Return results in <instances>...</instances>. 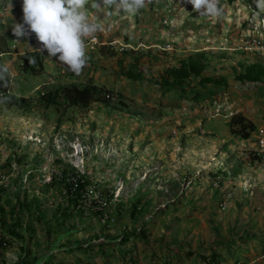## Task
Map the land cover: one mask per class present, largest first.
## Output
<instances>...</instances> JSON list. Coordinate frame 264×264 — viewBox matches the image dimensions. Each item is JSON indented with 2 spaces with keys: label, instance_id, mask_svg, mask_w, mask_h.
Masks as SVG:
<instances>
[{
  "label": "rangeland",
  "instance_id": "374dc122",
  "mask_svg": "<svg viewBox=\"0 0 264 264\" xmlns=\"http://www.w3.org/2000/svg\"><path fill=\"white\" fill-rule=\"evenodd\" d=\"M13 1L17 9L22 8L23 0ZM177 1L167 6L164 0H151L139 19L138 14L89 8L92 19L105 22L103 30L115 25L116 32L121 29L125 38H133L128 43L136 48L121 51L134 56L120 60L116 50L121 47L101 46L99 60L89 62L91 70L107 69L104 79L98 73L85 75L87 66L80 75L65 66L58 71L55 58L45 60L41 74H30L19 55L28 50L22 42L14 50L17 55L13 51L0 57V63L7 62L10 69L9 99H0V163L9 176L0 184V189H6L1 202L8 211L16 206L15 194L32 203V210L21 214L26 230L21 240L28 245L31 260L49 255L58 239L53 264H71L73 255L79 259L83 254L58 252L66 249L62 247L145 232L148 237L137 239V250H215V245H223L219 264H234L233 253L227 251L238 247L236 238L251 236L248 247L236 250H242L243 259L251 258V264H264V257L256 253L264 248V162L255 155L256 139L264 133V84L250 88L229 72L214 69L250 58L238 47L245 35L264 37L260 21L264 13L257 15L253 0H221L222 18L200 16ZM18 16L14 11L0 23V54L11 50L12 37L4 27L8 21H18ZM164 17L177 23L178 31L166 32L168 26H161ZM160 38L176 42L175 50L188 51H161ZM141 42L145 46H139ZM193 52H205L213 59L212 69L203 76L224 72L230 79L220 86L202 85L194 77L165 82L163 74L174 57ZM131 72L139 76L131 78ZM101 83L115 94L107 103L95 102L88 109L70 106L61 97L59 104L48 106L36 96L72 84ZM213 91L216 97L211 99ZM241 92L250 93L263 106L257 108L252 98L247 101L256 108L241 102L244 97L240 102L232 100ZM231 113H241L255 123L249 139L231 133ZM9 162L17 164V171H11ZM28 172L30 178L24 182L22 176ZM75 172L89 182L79 206L70 201L65 186ZM137 201L139 210L133 214ZM12 244L11 249L0 250L4 264L20 261L21 245L16 240Z\"/></svg>",
  "mask_w": 264,
  "mask_h": 264
},
{
  "label": "clouds",
  "instance_id": "9594fccd",
  "mask_svg": "<svg viewBox=\"0 0 264 264\" xmlns=\"http://www.w3.org/2000/svg\"><path fill=\"white\" fill-rule=\"evenodd\" d=\"M170 1L171 0H164V2L167 3V6H169L168 4ZM19 2H21V0ZM253 2L256 5L257 15H259L260 13H264V0H253ZM149 3H151V0H23L22 8L17 9L16 1L0 0V8H1L0 23L6 22L7 18L14 11H17L19 14V16L17 17L18 21L16 19H15L16 21L12 23L8 21L6 23L7 26L4 27V29L7 31L8 34H9L8 28L12 27V32L15 37L11 39L12 47L9 48L11 50L5 51L6 53L2 52L0 54V57L4 55L12 54V52L15 49H17L16 47L19 45V43L22 42V44H24L28 50L21 52L19 55L24 56L27 52L38 53L44 62L47 59L55 58L57 65H59L57 69L58 71L63 70V66H65L67 70L71 71L75 75H80L83 69L88 65L91 59L88 53L97 54L98 51L103 53V47H101L103 45H111L112 46L111 49H116L121 47L116 50L117 56L118 58L121 57L120 60L126 59L127 54H132V53H126L128 52V49L132 48L136 50L134 44L128 43V41L133 38L130 37L129 39L125 38L121 33V31L123 30H120L119 33L117 34V37H119L121 40L112 39L110 41H107L109 37H114L110 35V33L114 32L116 26L115 25L113 26V24H109L108 27H105L108 30L106 32V30H103L104 26L102 24L105 22L101 23L98 22L97 20L92 19L88 14L89 8L91 7L97 9H109L112 11H116L117 14H121L122 12L128 16H135L137 14H138L137 16H139V14L141 16L142 15L141 10L145 9ZM176 3L182 4L184 6L193 7V11L200 16H211L215 18H222L225 14V9L221 4V0H178ZM137 16L136 18H138ZM260 21L264 26V21L262 18ZM162 25L168 26L166 32L178 31L177 23L173 22L172 19L168 20L166 19V17H164L161 26ZM33 35H34L33 41L35 42L34 46L32 45L30 46L28 43L22 41L24 39H31ZM102 36L105 37L104 38L105 43H102V40L100 39ZM140 38L141 37H137L135 39L139 40ZM124 40L127 41L125 42V45L122 43ZM160 40L162 42L160 45H158V48L161 51H165V52L177 51V53H183L181 51L184 50H175L174 45L177 44L176 42L163 40L162 38H160ZM242 40L243 41H241L238 50H242L243 52H245V54L248 53V56L252 59L253 58L256 59L255 56H258L257 54H259L260 59L256 60V62H254L253 59V61H251L252 63L248 62L247 61L248 59L237 60V62L234 64L235 66L233 65L231 67H225V68L221 66V68H214V69H222L221 71H227L230 73V68L236 67L237 70L241 69V67L237 66L239 62H242L244 64H254L257 62L262 63L264 61V37L262 36V34L258 37L253 35L250 36L245 35ZM139 46H145V45L143 42H141ZM249 46L250 48L248 49ZM233 50L237 51V49H233ZM121 51H126V52H121ZM14 52H15L14 54L16 55L18 54L17 51ZM195 53L196 52H193L191 54H195ZM191 54H184L183 56H179V55L175 56L173 62L167 65L166 72L171 69L173 70L178 68L177 61ZM207 58L209 59L208 62H211L213 60L210 59L208 55ZM225 58L227 57L224 54V57H222L221 60H224ZM27 59L30 65H35L37 63V58L35 55L27 56ZM208 69H212V68L209 67ZM9 71L10 69L8 67L7 62L0 63V88L6 89L9 87L10 85ZM166 72H164V74ZM131 73H134L136 75L139 72L138 73L131 72ZM221 73L224 72H220L218 76H225L224 74ZM164 74H163V78L165 79L167 76ZM230 74L234 76L233 73ZM208 77H214V76H208ZM225 77H226V81L227 79H230V76H228V74ZM235 80L238 82H242L237 79ZM243 83L247 84V83H264V82L246 81ZM101 86H105L106 88H108L106 85H101ZM214 86H220V85H214ZM0 99L6 102L9 98L3 96L0 97ZM231 114L233 115V113ZM259 136L260 135H258L255 143L256 145L255 155L261 161H263L261 156L257 154V140ZM228 200H230V198H227L225 200L227 205L229 202ZM225 202H223V205Z\"/></svg>",
  "mask_w": 264,
  "mask_h": 264
},
{
  "label": "trees",
  "instance_id": "16d2710c",
  "mask_svg": "<svg viewBox=\"0 0 264 264\" xmlns=\"http://www.w3.org/2000/svg\"><path fill=\"white\" fill-rule=\"evenodd\" d=\"M231 3H233L236 0H229ZM138 18L140 17L137 16ZM264 21V19H263ZM9 35L12 37V39L15 37L12 32V27L8 28ZM32 36L31 39H24L23 42L28 43L29 45L34 46L35 42L33 41ZM35 55L37 58V63L35 65H30L27 56ZM207 54L205 52H196L195 54L187 55L181 60L177 61L178 68L171 69L167 71L164 75L167 77L164 79L165 82H167L169 79H173V81H179L183 82L188 79L198 78L200 83L202 85L207 84H214V85H222L226 82L225 76H218V77H208V76H202V73L206 71L210 64L208 62ZM23 69L26 72H29L30 74L38 75L41 74L42 71H44V61L41 59L40 55L38 53H32L27 52L23 56ZM238 67H241L240 70H237L236 67L230 68V73H233L235 76V79L242 81V82H264V61L262 63H254V64H244L242 62H239L237 64ZM139 76L138 74L130 73L131 78H137ZM7 88H0V97L6 96L7 94ZM56 92V94H54ZM55 92H48L44 93L42 96H38V99L42 100L43 102H46L48 106L57 105L59 104L58 98L61 97L65 102L68 103L70 106L79 107L81 109H88L91 104L97 102V103H107L109 98H112L115 92L113 90H110L106 88L105 86H95V85H87L84 87H80L76 84L64 86ZM119 93V92H116ZM59 95V96H58ZM107 97V98H106ZM16 100L15 97H12ZM23 101H25V98H20ZM14 101L13 99H11ZM1 101H3L1 99ZM12 105H15L14 102H12ZM229 128L232 134L239 138L243 139H249L251 137V134L256 130V125L253 121L246 118L241 113H233V115L230 116L229 119ZM8 164H11L9 162ZM64 178V177H63ZM20 183V182H19ZM53 183V182H52ZM89 185L88 180L84 176H78V172L73 173V178L67 183H65L66 186V193L69 196L70 201L75 205L79 206V203L83 201V195L87 192V186ZM19 191H22V184L20 183V187L18 188ZM25 190V189H24ZM6 189H0V238L2 243H7L10 245H13V241H18L21 245L22 255L20 256V261L18 264H53L54 259H56V256L52 253H55V246L57 244L59 245L60 241H56L54 246H52V250L49 252V255H46L40 259H30V250L27 244H24L22 242V236L25 229L23 230V217L21 214H25L26 211H31V205L32 203H29V200L24 198L21 199V194H15L16 196V206H11V202H7L8 205L11 206V209L8 211L5 206L2 205V202L4 199L2 198V193H5ZM27 190H25L23 193H26ZM27 194V193H26ZM140 202H134L133 206V214L138 209V205ZM9 206V207H10ZM7 212H9V217H7ZM77 212L82 213V211L78 210ZM37 214V213H36ZM38 220H42L41 216L38 215ZM135 221V220H133ZM24 232H23V231ZM33 230L32 225H30V231ZM148 235L143 232L139 235L135 233L131 234H123L120 237L116 238H104L96 242V244L87 243L83 244L81 242L76 241L73 246L70 247H62L66 248L63 249L64 251H58V252H65V254H69V256H72L75 250H78L80 253L83 254V258L76 259L73 255L74 262L71 264H110L113 262V264H139L138 259L135 256V252L137 250V239H145ZM255 237V236H253ZM251 238V236H240L236 238L239 242L238 247L244 246L248 247V240ZM247 245V246H246ZM215 250H224L225 247L223 245H215ZM228 246V245H227ZM3 246L0 247V249ZM231 247H235V244H233ZM231 250L227 251V254L230 255L233 253L232 259L234 261V264H247L246 260L244 261L242 259V254L239 253V251L242 250ZM58 250V249H56ZM157 250V249H154ZM168 250V249H167ZM180 250H183V247H180ZM190 250V249H187ZM210 250H213L211 248ZM195 253L194 251H187L184 255L189 260L195 259ZM55 256V257H54ZM163 256L161 255H153V259L160 260L158 257ZM160 257V258H161ZM100 259L101 262L99 263L95 259ZM231 259V260H232ZM200 262L201 264L207 263V264H219L222 263L220 254H217L216 251L213 254H207L205 252L198 253L197 255V263ZM0 264H4L3 260L0 258ZM155 264H157L155 262Z\"/></svg>",
  "mask_w": 264,
  "mask_h": 264
},
{
  "label": "crops",
  "instance_id": "0c3cea01",
  "mask_svg": "<svg viewBox=\"0 0 264 264\" xmlns=\"http://www.w3.org/2000/svg\"><path fill=\"white\" fill-rule=\"evenodd\" d=\"M120 30L121 29H118V31L116 32V29H115L114 32L110 33V35L114 36L115 33L117 35ZM112 39L121 40L119 37H117V38L116 37H112ZM181 52L185 53V52H187V50H184V51H181ZM88 54L91 57L90 60H94V59L96 61L99 60L96 53L95 54L94 53L93 54L88 53ZM124 55H126V54H124ZM133 56H134L133 54H127V57H129V58H131ZM253 59H254V62H256V59L255 58H253ZM253 59L252 58H248L247 61L250 62ZM92 66H93V64H91V62H89L87 67H86V70H85V72H86L85 75H90L92 73H98L99 74L98 78L99 79H104L103 78L104 75L107 74V72H108L107 69H105V68H97L96 70L95 69L91 70V69H93ZM95 67H97V66H95ZM101 84L106 85L104 83H101ZM258 84L259 83H247L246 86H249V87L251 86L250 88H252V87H257ZM261 84H264V83H261ZM93 85H96V84H93ZM106 86L108 87V85H106ZM39 88H40V86L36 87V89H39ZM220 89H223V88H220ZM255 91H257L256 88H255ZM215 93H216V91H213V93H211V95H210V96H212L211 99L216 97ZM252 94H254V92H252ZM243 97H244L245 101L242 100L241 102H245L244 104L247 105L249 108H256V106H257V108H261L263 106V104L261 102H259V100H256V99L252 98L251 94L250 93H246V92L239 93L238 96L236 98L233 97L232 100H238V102H240L239 99H242ZM250 98L256 100L255 101L256 106H254V102H251V100L247 101V99H250ZM257 236H259V239L263 238L260 235H257ZM259 239H258V241H256V244L259 243L258 245H260ZM187 251H194V253L196 254L195 257H194L195 259L189 260L188 258H186L184 255L186 254ZM210 251L211 252H215L216 251L217 254H222L224 252V250H166L165 252H164V250H136L135 256L139 260L138 261L139 264H155V262L157 264H201L200 262L197 263V255H198V253H202V252L208 253ZM211 252H210V254H212ZM244 252L248 253L246 250H243V254L244 255H245ZM256 253L259 254V256L264 257V248L261 247V250H256ZM155 254H157V255L163 254V256L162 257L161 256L158 257L160 259L159 261L158 260L154 261L153 255H155ZM243 260L244 261L246 260L247 264H251V262H252V259L249 258V257L247 259L244 258ZM204 264H207V263H204Z\"/></svg>",
  "mask_w": 264,
  "mask_h": 264
},
{
  "label": "built area",
  "instance_id": "2783aa9c",
  "mask_svg": "<svg viewBox=\"0 0 264 264\" xmlns=\"http://www.w3.org/2000/svg\"><path fill=\"white\" fill-rule=\"evenodd\" d=\"M249 44V42H248ZM170 48V47H169ZM250 48V46L248 47V49ZM257 154L259 156H261L262 160L264 161V133L261 134L257 140ZM4 167L3 165H1L0 163V184L4 181H6L9 176L6 175V173L3 171ZM11 171H17V164L16 163H11ZM29 175V176H28ZM31 173L28 172V174H25V176L22 178H24L25 180H23L24 182H26L27 180H29ZM23 183V182H22ZM23 185V184H22ZM104 205H106V203H104ZM227 207V203L225 202L223 205V209H225ZM3 246L0 250H7V249H11L13 246L7 243H2L1 242V238H0V247Z\"/></svg>",
  "mask_w": 264,
  "mask_h": 264
},
{
  "label": "water",
  "instance_id": "95a60500",
  "mask_svg": "<svg viewBox=\"0 0 264 264\" xmlns=\"http://www.w3.org/2000/svg\"><path fill=\"white\" fill-rule=\"evenodd\" d=\"M38 95L40 96V95H42V93L41 92H38Z\"/></svg>",
  "mask_w": 264,
  "mask_h": 264
}]
</instances>
